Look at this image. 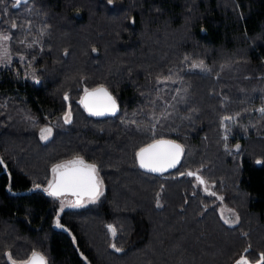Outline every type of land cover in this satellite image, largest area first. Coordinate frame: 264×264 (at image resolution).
<instances>
[{"label":"trees","instance_id":"trees-1","mask_svg":"<svg viewBox=\"0 0 264 264\" xmlns=\"http://www.w3.org/2000/svg\"><path fill=\"white\" fill-rule=\"evenodd\" d=\"M2 32L23 61L0 69V264H264V0H0ZM101 85L117 114L81 103ZM159 138L183 152L154 173ZM72 158L103 191L58 213Z\"/></svg>","mask_w":264,"mask_h":264},{"label":"snow or ice","instance_id":"snow-or-ice-1","mask_svg":"<svg viewBox=\"0 0 264 264\" xmlns=\"http://www.w3.org/2000/svg\"><path fill=\"white\" fill-rule=\"evenodd\" d=\"M19 2L20 0H17V3ZM12 26L16 27L15 23H13ZM0 39L8 40L10 37L2 36ZM4 52L7 54V49H4ZM89 97L93 98L96 102L92 106L85 103V100ZM65 99H68L67 95ZM81 103H84L85 107L88 108L89 112L93 115H103L105 112L116 111L115 100L103 87L94 89L91 93L85 90V99H82ZM97 105L100 110H97ZM260 111L264 112V109H260ZM227 119L230 118L226 117L225 120ZM65 122H70V113H66ZM51 132L52 130L50 128H42L41 139H47L48 136L51 135ZM45 133H47V135H45ZM182 151L183 149L180 145L161 140L148 145L146 148H141L136 155L139 159L141 168L151 172H163L167 168L176 166ZM257 163H260V161H257ZM69 165H72V167H69ZM52 171L56 174V179L55 181L49 182V186L52 188V191L49 193L50 195L59 196L63 191H71L72 194L77 197L86 195L92 201H95L100 195L98 184L94 176L96 172V166L94 164H85L82 159H75L64 164L54 165ZM187 174L194 175L193 173ZM181 175H184V173H181ZM196 178L200 184L205 183L202 177L197 176ZM75 206H81V201L79 199ZM225 223H228V221H225ZM108 227L109 230L115 234L113 226L109 225ZM113 247H115V245H113ZM116 251H120V249L116 248ZM13 264H15L14 261ZM23 264H47V260L42 254L33 252L31 257L27 261H24ZM237 264H247V262L242 257L237 261Z\"/></svg>","mask_w":264,"mask_h":264},{"label":"rangeland","instance_id":"rangeland-1","mask_svg":"<svg viewBox=\"0 0 264 264\" xmlns=\"http://www.w3.org/2000/svg\"><path fill=\"white\" fill-rule=\"evenodd\" d=\"M186 27H187L186 25H183L181 28H179V32L181 34H185L186 35V33L188 32V27L187 28ZM2 36H8V34L2 32V33H0V37H2ZM4 49H7V54H5ZM14 60H18V61L22 62L23 58L21 56H19V55L11 54L10 51H9L8 40L0 39V69L8 67V66H11L13 64ZM230 121H231V119H230ZM45 128H49V127H45ZM45 135H47V133H45ZM75 159H79V158H75ZM75 159L72 158L71 160L65 161V162L60 163V164L67 163V162L73 161ZM52 168H53V166H52ZM53 178H54V173L52 171L50 181ZM97 182H98L99 192L101 193L103 191V183H102L101 178L99 176L97 177ZM117 187L120 188V189L122 187L125 188L126 190L128 189L127 183H124V184L123 183H119ZM127 191L130 192V188ZM59 199H60V203H59L60 204V208L58 210V213L65 207H82V206H85V205L90 204V203L93 202L92 200L89 199L88 196H85L84 198L80 199L81 206H75L77 201H75V199H74V197L72 195H64V196L59 197ZM219 211H220V214L223 216V218L226 221H228L229 223H233L235 221V219H236L235 215L232 213V211L227 206L221 204L220 207H219ZM9 260H11V259L9 258ZM17 264H21V263H17Z\"/></svg>","mask_w":264,"mask_h":264},{"label":"water","instance_id":"water-1","mask_svg":"<svg viewBox=\"0 0 264 264\" xmlns=\"http://www.w3.org/2000/svg\"><path fill=\"white\" fill-rule=\"evenodd\" d=\"M100 87L105 88V89L107 90V92L109 93V95H111V97L115 100V103H116V111H115V112H105L103 115H95V116H109V115H115V114H117V112H118V110H119V104H118V101L116 100V98L114 97V95L110 92V90H109L107 87L101 85V86H97V87H95V88H93V89H90V90H87V91H88L89 93H91L94 89H97V88H100ZM82 99H85V92L83 93V95H82V97H81V100H82ZM85 103H87V104H89L90 106H92V105H94L96 102L94 101L93 98L89 97V98H87V99L85 100ZM82 104H83L84 107H85V104H84V103H82ZM85 109H86V111H87L88 113H90L89 110H88V108L85 107ZM97 110H100L98 105H97ZM90 114H92V113H90ZM92 115H93V114H92ZM161 140H163V141H170V142H173V143H175V144L180 145L181 148H182V145H181L180 143H178V142L175 141V140L169 139V138H159V139H156V140H154V141H152V142H150V143L144 145V146L141 147V148H146L148 145H150V144H154L156 141H161ZM162 147H163V146H162ZM141 148H140V149H141ZM140 149H139V150H140ZM182 149H183V148H182ZM139 150H138L137 152H139ZM182 152H183V151H182ZM182 152H181V154H180V156H179V160H178L177 164H178V163L180 162V160H181ZM136 158H137V155H136ZM137 162H138V165L140 166V164H139V159H138V158H137ZM177 164H176V165H177ZM69 167H72V165H69ZM173 168H174V167H173ZM173 168H167L165 171L170 170V169H173ZM142 169H144V168H142ZM144 170H147V169H144ZM147 171H149V170H147ZM165 171H163V172H165ZM150 172H151V171H150ZM154 173H161V172H154ZM94 176H95V181L97 182V175H96V173L94 174ZM55 179H56V174H54V178H53L52 181H55ZM97 184H98V182H97ZM46 190H47L48 193H50V192L52 191V188H50V186H48ZM64 195H72V196L74 197L75 201H77L78 199L80 200V199H82V198H84V197L86 196V195H85V196L77 197V196L73 195L71 191H63L59 196H56V197H61V196H64ZM27 260H28V259H27ZM27 260H25V261H27ZM23 262H24V261H23ZM23 262H22L21 264H23Z\"/></svg>","mask_w":264,"mask_h":264},{"label":"flooded vegetation","instance_id":"flooded-vegetation-1","mask_svg":"<svg viewBox=\"0 0 264 264\" xmlns=\"http://www.w3.org/2000/svg\"><path fill=\"white\" fill-rule=\"evenodd\" d=\"M222 216V215H221ZM222 219L224 220V221H226L224 218H223V216H222Z\"/></svg>","mask_w":264,"mask_h":264}]
</instances>
